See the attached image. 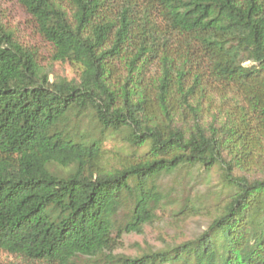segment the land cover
<instances>
[{
    "label": "trees",
    "instance_id": "obj_1",
    "mask_svg": "<svg viewBox=\"0 0 264 264\" xmlns=\"http://www.w3.org/2000/svg\"><path fill=\"white\" fill-rule=\"evenodd\" d=\"M17 2L51 60L77 76L50 79L0 18V253L21 264H264V0ZM212 169L223 197L199 232L114 253L163 203L200 213L201 197L183 193Z\"/></svg>",
    "mask_w": 264,
    "mask_h": 264
},
{
    "label": "rangeland",
    "instance_id": "obj_2",
    "mask_svg": "<svg viewBox=\"0 0 264 264\" xmlns=\"http://www.w3.org/2000/svg\"><path fill=\"white\" fill-rule=\"evenodd\" d=\"M0 18L2 23L13 30L15 37L23 45L36 50L39 62L50 71V79L77 76L76 68L67 62H54L51 60V47L37 33L33 21L17 0H0ZM119 136L110 137L104 144L106 149L117 148L121 144ZM120 138V137H119ZM113 153L108 157L109 163L116 164ZM190 184L193 189L183 193L190 196H200L204 203V209L195 216H187L178 212L177 200L163 203L156 212V219L151 225H146L141 233H129L121 237L119 247L115 254L137 256L149 249L161 248L165 243L175 244L192 238L200 229L216 215L217 200L223 195L220 192L218 174L212 169L209 174H195ZM195 181V183H194ZM175 182L174 178L167 177L161 180V185L170 186ZM176 193V197H177ZM18 262L5 253H0V264H12Z\"/></svg>",
    "mask_w": 264,
    "mask_h": 264
}]
</instances>
